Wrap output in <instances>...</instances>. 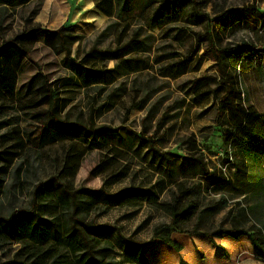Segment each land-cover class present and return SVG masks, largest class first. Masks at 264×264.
Returning <instances> with one entry per match:
<instances>
[{
	"label": "rangeland",
	"instance_id": "rangeland-1",
	"mask_svg": "<svg viewBox=\"0 0 264 264\" xmlns=\"http://www.w3.org/2000/svg\"><path fill=\"white\" fill-rule=\"evenodd\" d=\"M94 1L33 0L18 6L0 0V49L22 30L36 26L49 30L69 26L64 33L77 36L68 43L69 54L65 55L48 47L44 32L38 31L36 41L21 43L27 54L18 50L9 58L13 91H0V264H47L40 245L13 239L7 231L27 216L37 223L35 214L29 213L33 211L32 192L37 184L57 173L70 143L82 150L90 145L100 147L88 150L80 161L75 188L101 189L111 194L122 188L135 191L152 185L160 202L177 181L186 179L192 191L196 190L193 183L200 179L198 170L181 165V160L202 157L208 166L217 164L234 126L232 112L224 109L220 113L219 98L224 91L217 87L215 66L204 51L207 40L198 41L197 36L206 33L208 24L219 28L217 18L224 11L232 10L233 15L222 26L216 42L253 47L238 66L235 82L243 104L264 117V20L249 17L250 13L256 17L264 14V0H198V12L205 13L206 19L191 15L190 7L185 6L178 20L166 25L152 20L162 0H117L112 17L101 15ZM36 8L37 13L31 16ZM249 8L253 10L245 11ZM132 37L144 45L141 51L127 53L123 58L132 61L118 69H114L117 59L95 53L114 49ZM92 49L94 52L89 53ZM79 66L109 71L114 82L79 87L74 73ZM127 68L134 71L127 73ZM44 87L59 91L55 115L70 124V129L82 124L89 130L106 127L108 131L94 137L82 129L71 135L69 127L47 126L50 106L43 103L48 100ZM134 133L143 134V141H138ZM227 151L233 158L239 155L229 147ZM100 158L112 159V163L93 176L90 172ZM222 194L228 204L241 198L234 192ZM54 196L50 191L45 207L37 211L43 220L50 219L54 212ZM99 200L109 205L105 196ZM227 210L213 208L205 221L217 225ZM86 221L120 227L122 237L114 230L104 231L114 244L109 255L122 264H135L124 249L126 242H148L154 226L169 224L170 219L144 202L134 207L111 206L105 213L92 211ZM172 235L181 250L155 238L144 247L150 264H264L255 258L245 237L214 238L215 246L206 235Z\"/></svg>",
	"mask_w": 264,
	"mask_h": 264
},
{
	"label": "trees",
	"instance_id": "trees-1",
	"mask_svg": "<svg viewBox=\"0 0 264 264\" xmlns=\"http://www.w3.org/2000/svg\"><path fill=\"white\" fill-rule=\"evenodd\" d=\"M9 1L11 5L24 6L33 0ZM116 1L96 0L95 8L105 16L112 17ZM198 4V0H162L153 11L152 20L159 25L173 23L178 20L185 6L190 7L191 15L206 19L205 13L198 12ZM252 10L251 8L245 9L248 12ZM37 11L38 8L33 10L31 16H34ZM250 14H252L249 16L251 19L264 20L262 13L260 17H256L253 13ZM232 15V10L222 12L217 18L219 28L208 24L206 33L197 35L198 41L207 40L208 45L204 51L208 53L215 66L218 76L215 78L217 87L224 91L219 98L220 113L224 109L232 112L234 126L227 135L224 154L220 156L217 164L208 166L202 157H184L181 160V165H188L198 170L200 179L193 183L196 190L192 191L186 179L180 180L168 188L167 198L160 202L159 193L153 190L152 185L137 188L135 191L132 190L133 188H122L111 194L101 189L75 188L73 181L80 161L88 150L100 149V147L90 145L86 150H82L75 143H70L63 154L57 173L37 184L32 192L30 205L33 211L29 213L35 214L34 218L38 220L37 223H33L34 219L28 216L17 220L15 226H11L7 231L14 237L13 239H28L40 245L42 257L47 264H122L109 255V252L114 249V244L103 235L104 231L114 230L118 236L122 237L121 228L110 224L98 225L86 220L92 211L105 213L111 206L134 207L146 202L165 213L170 221L169 224L154 226L151 239L146 243H137L133 240L126 242L124 249L135 259L133 261L135 264H150L144 255L146 252L144 247L151 244L155 238L176 251L181 250V245L172 238L173 233L188 236L206 235L210 237L214 245V238L245 237L254 251L255 258L264 262V117L243 104L241 90L235 82L238 66L242 64L243 58L253 50V47L246 43L222 45L216 42L220 32H223L222 26L226 25V20ZM68 27L61 26L56 30L40 29L38 26L31 27L5 41L0 49V91H13V76L10 73L9 62L11 60L9 58L18 50L27 54L21 46L22 42L36 41V33L43 31L44 43L54 52L67 55L69 54L68 43L74 42L77 38L76 35L70 36L64 33ZM143 45L142 40L132 37L124 44L119 42L114 49L95 53L101 58L117 59L114 69H118L119 66L132 61L123 58L127 53L134 50L141 51ZM92 52H94L93 49L89 53ZM69 63L68 68L72 65L71 61ZM129 70L134 71L132 68ZM129 70L127 68V73ZM108 72L79 66L74 69L75 75H78L75 83L83 88L109 85L114 82V78ZM45 89L47 90L45 97L48 100L43 103H48L50 106L47 110L49 117L47 126L52 123L60 129L69 127L68 131L71 135L76 133L73 132L76 129H82L94 137L108 131L106 127L89 130L82 124H74L75 129H70V124L60 121L55 115L59 108V91ZM134 135L138 141H143V134L134 133ZM227 147L239 155L233 158L227 151ZM155 155L156 152L153 151L152 156L155 157ZM111 163L112 159L100 158L98 165L91 170L90 174L93 176L101 174ZM163 189L164 187L160 189V192ZM50 191L55 195L54 212L50 214V219L43 220L37 211L45 207L47 194ZM224 191L234 192L241 198L228 204L222 194ZM218 194H221L218 198L213 197ZM101 195L110 200L109 205H102L98 202ZM87 199L90 202L86 205ZM213 208L216 210L228 208L217 225L205 221L204 218Z\"/></svg>",
	"mask_w": 264,
	"mask_h": 264
},
{
	"label": "crops",
	"instance_id": "crops-1",
	"mask_svg": "<svg viewBox=\"0 0 264 264\" xmlns=\"http://www.w3.org/2000/svg\"><path fill=\"white\" fill-rule=\"evenodd\" d=\"M48 1H50V0H48ZM94 5H95V1H94ZM101 15H102V13L101 12H99ZM174 234V233H173ZM172 238L175 240V237L172 235ZM176 242H178L177 240H175ZM178 243H180V242H178Z\"/></svg>",
	"mask_w": 264,
	"mask_h": 264
}]
</instances>
